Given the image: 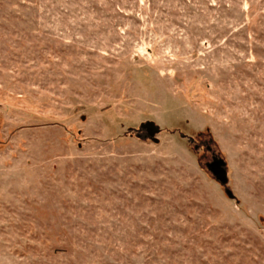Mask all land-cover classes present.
Instances as JSON below:
<instances>
[{"label":"rangeland","instance_id":"374dc122","mask_svg":"<svg viewBox=\"0 0 264 264\" xmlns=\"http://www.w3.org/2000/svg\"><path fill=\"white\" fill-rule=\"evenodd\" d=\"M0 264H264V0H0Z\"/></svg>","mask_w":264,"mask_h":264},{"label":"water","instance_id":"95a60500","mask_svg":"<svg viewBox=\"0 0 264 264\" xmlns=\"http://www.w3.org/2000/svg\"><path fill=\"white\" fill-rule=\"evenodd\" d=\"M140 129H142L149 138H152L159 132V129L152 122L141 124ZM154 142H156V140H154ZM205 168L220 185H225L227 183L225 163L221 158L213 156L211 161L205 164ZM226 194L229 198L232 197L230 191H226Z\"/></svg>","mask_w":264,"mask_h":264},{"label":"trees","instance_id":"16d2710c","mask_svg":"<svg viewBox=\"0 0 264 264\" xmlns=\"http://www.w3.org/2000/svg\"><path fill=\"white\" fill-rule=\"evenodd\" d=\"M141 130H142V129H141ZM142 131H143V130H142ZM195 147L197 148V146H195ZM206 150H207V151H210V147L207 146V147H206ZM213 156H214V155H212V157H213ZM212 157H211V158H212Z\"/></svg>","mask_w":264,"mask_h":264}]
</instances>
